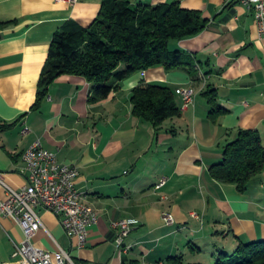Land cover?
Wrapping results in <instances>:
<instances>
[{"label": "crops", "instance_id": "0c3cea01", "mask_svg": "<svg viewBox=\"0 0 264 264\" xmlns=\"http://www.w3.org/2000/svg\"><path fill=\"white\" fill-rule=\"evenodd\" d=\"M100 5L101 0H0V21L16 20L0 39L3 181L14 189L27 184L22 154L40 139L58 161L78 168L76 187L98 215L86 246L78 249L58 217L38 207L43 227L32 242L49 250L60 246L77 264H213L220 251L231 253L240 241L264 240V172L241 193L208 171L241 129L256 130L264 144V39L253 11L237 0H180L181 7L209 19L197 35L170 42L171 49L195 56V76L184 68L155 66L117 82L106 98L89 101L87 79L62 74L33 109L55 31L68 20L89 25ZM141 83L201 91L179 116L155 127L132 114L131 91ZM207 86L227 110L216 122L208 118L210 104L202 94ZM163 212L172 214V224H165ZM119 218L139 221L125 239L129 252L120 258L111 226ZM22 239L21 228L0 215V264H16L13 252Z\"/></svg>", "mask_w": 264, "mask_h": 264}, {"label": "trees", "instance_id": "16d2710c", "mask_svg": "<svg viewBox=\"0 0 264 264\" xmlns=\"http://www.w3.org/2000/svg\"><path fill=\"white\" fill-rule=\"evenodd\" d=\"M15 22L0 21V39L1 30ZM208 23L201 11L181 7L180 0L156 4L101 0L99 12L89 25L68 20L55 31L32 108H38L49 86L62 74L85 77L91 84L89 101L106 98L118 88L117 82L155 66L184 68L195 76V56L171 49L170 42L195 36ZM175 94L166 85L141 83L131 91L132 114L159 127L181 113ZM202 94L210 104L208 118L216 122L227 110L219 105L214 89L207 86ZM208 171L213 179L245 192L264 172V144L259 133L241 129L236 139L223 147L222 160ZM214 264H264V240L240 241L231 253L220 251Z\"/></svg>", "mask_w": 264, "mask_h": 264}, {"label": "built area", "instance_id": "2783aa9c", "mask_svg": "<svg viewBox=\"0 0 264 264\" xmlns=\"http://www.w3.org/2000/svg\"><path fill=\"white\" fill-rule=\"evenodd\" d=\"M76 2L79 0H67ZM253 11L258 33L264 39V0H237ZM201 89L192 86H181L175 93L181 98V111L187 109L195 101ZM27 129H23L25 133ZM24 171L27 184L14 189L3 181L6 199L0 200V215L7 216L22 230L23 239L15 244L13 255L18 258L16 264H77L70 253L58 246L54 250L44 249L32 242L33 236L43 227L37 213L41 207L55 214L66 236L75 248L86 246L89 227L98 220V215L88 212V204L82 200V193L76 187L79 170L75 165L58 161L56 153L43 146L40 139L34 140L23 152ZM165 183L161 179L155 189ZM165 224L174 222L171 213L163 212ZM139 225L133 218H119L111 223L115 231L114 245L119 258L126 255L128 245L125 243L130 231ZM112 264H124L121 261Z\"/></svg>", "mask_w": 264, "mask_h": 264}, {"label": "bare ground", "instance_id": "6f19581e", "mask_svg": "<svg viewBox=\"0 0 264 264\" xmlns=\"http://www.w3.org/2000/svg\"><path fill=\"white\" fill-rule=\"evenodd\" d=\"M88 212L91 214V215H97L96 214V211L94 210V208L91 206V205H88ZM130 249V245H128V251Z\"/></svg>", "mask_w": 264, "mask_h": 264}, {"label": "rangeland", "instance_id": "374dc122", "mask_svg": "<svg viewBox=\"0 0 264 264\" xmlns=\"http://www.w3.org/2000/svg\"><path fill=\"white\" fill-rule=\"evenodd\" d=\"M215 262V261H214ZM214 262H213V264H214Z\"/></svg>", "mask_w": 264, "mask_h": 264}]
</instances>
